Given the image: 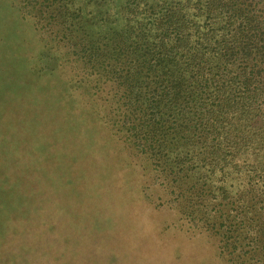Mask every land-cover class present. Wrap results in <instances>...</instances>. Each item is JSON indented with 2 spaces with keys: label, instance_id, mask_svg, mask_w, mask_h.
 <instances>
[{
  "label": "trees",
  "instance_id": "obj_1",
  "mask_svg": "<svg viewBox=\"0 0 264 264\" xmlns=\"http://www.w3.org/2000/svg\"><path fill=\"white\" fill-rule=\"evenodd\" d=\"M14 6L52 61L35 79L58 87V107L74 96L75 122L86 113L125 144L142 198L213 238L226 264H264V0Z\"/></svg>",
  "mask_w": 264,
  "mask_h": 264
},
{
  "label": "rangeland",
  "instance_id": "obj_2",
  "mask_svg": "<svg viewBox=\"0 0 264 264\" xmlns=\"http://www.w3.org/2000/svg\"><path fill=\"white\" fill-rule=\"evenodd\" d=\"M16 9L0 0V264H226L213 238L142 198L138 172L123 174L136 157L86 113L75 122L73 95L54 104L58 87L35 79L52 61Z\"/></svg>",
  "mask_w": 264,
  "mask_h": 264
}]
</instances>
